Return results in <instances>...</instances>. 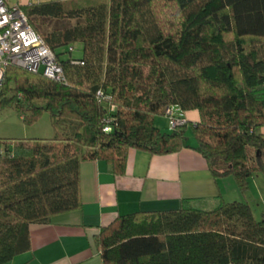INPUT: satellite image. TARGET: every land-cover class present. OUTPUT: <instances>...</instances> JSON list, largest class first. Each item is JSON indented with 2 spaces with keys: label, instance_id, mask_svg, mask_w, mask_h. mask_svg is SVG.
Wrapping results in <instances>:
<instances>
[{
  "label": "trees",
  "instance_id": "obj_1",
  "mask_svg": "<svg viewBox=\"0 0 264 264\" xmlns=\"http://www.w3.org/2000/svg\"><path fill=\"white\" fill-rule=\"evenodd\" d=\"M22 10L52 52L81 44L83 57L56 54L66 83L7 70L0 111L15 108L27 124L47 112L56 135L0 141V264L31 250V225L82 209L86 161L122 175L131 149L178 153L190 148V129L213 177H233L246 194L264 176V0H59ZM169 106L200 121L162 133L154 120ZM262 215L245 202L205 211L185 200L119 216L94 243L103 264H264Z\"/></svg>",
  "mask_w": 264,
  "mask_h": 264
},
{
  "label": "crops",
  "instance_id": "obj_2",
  "mask_svg": "<svg viewBox=\"0 0 264 264\" xmlns=\"http://www.w3.org/2000/svg\"><path fill=\"white\" fill-rule=\"evenodd\" d=\"M48 1L59 0H8V5L22 8ZM184 115L190 127L200 121L197 111ZM154 121L162 133L171 132L165 116ZM195 143L188 138L190 148L160 156L131 149L122 175L110 172L104 161L84 162L80 170L82 209L55 216L47 225H31V250L10 264H103L94 238L119 216L175 211L185 200L205 211L222 200L249 203L252 208L262 201L263 175H255L250 190L243 194L233 177H213L203 156L194 150Z\"/></svg>",
  "mask_w": 264,
  "mask_h": 264
},
{
  "label": "built area",
  "instance_id": "obj_3",
  "mask_svg": "<svg viewBox=\"0 0 264 264\" xmlns=\"http://www.w3.org/2000/svg\"><path fill=\"white\" fill-rule=\"evenodd\" d=\"M8 4V0H0V93L10 66H17L33 74H42L48 79L66 83L64 70L56 53L52 52L43 38L32 28L21 6ZM73 50L72 47L69 51ZM71 63L80 64L79 61ZM98 97L100 102H107L104 92H98ZM109 111L114 113L116 107L111 106ZM165 118L171 130L187 124L184 112L177 106L167 107ZM111 122V119L105 122L106 134L113 131Z\"/></svg>",
  "mask_w": 264,
  "mask_h": 264
},
{
  "label": "rangeland",
  "instance_id": "obj_4",
  "mask_svg": "<svg viewBox=\"0 0 264 264\" xmlns=\"http://www.w3.org/2000/svg\"><path fill=\"white\" fill-rule=\"evenodd\" d=\"M14 2V0H10ZM57 21H48V29L51 31L55 28ZM75 22H72L74 24ZM74 48L73 52L70 53L68 50ZM56 54L61 60L81 59L83 57V47L81 44L67 46L55 50ZM26 116H29L27 113ZM189 141H194L190 129L186 131ZM264 133V128L261 130ZM56 135L50 114L43 112V114L32 124H27L23 121V116L15 108H6L0 111V141L11 140V139H53ZM6 144H0V155H3ZM264 179V178H263ZM264 196V186L262 187ZM257 198V197H256ZM254 203V202H253ZM255 211V217L257 220L262 219L264 213V197L262 201L255 202L253 205Z\"/></svg>",
  "mask_w": 264,
  "mask_h": 264
}]
</instances>
